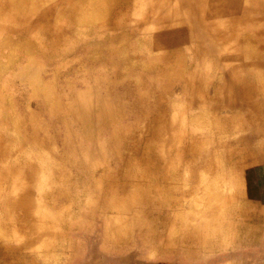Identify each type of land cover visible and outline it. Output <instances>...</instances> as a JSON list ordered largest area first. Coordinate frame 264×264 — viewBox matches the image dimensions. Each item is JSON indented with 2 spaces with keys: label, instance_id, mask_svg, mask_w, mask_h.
<instances>
[{
  "label": "rangeland",
  "instance_id": "obj_1",
  "mask_svg": "<svg viewBox=\"0 0 264 264\" xmlns=\"http://www.w3.org/2000/svg\"><path fill=\"white\" fill-rule=\"evenodd\" d=\"M1 160L24 264H264V0H0Z\"/></svg>",
  "mask_w": 264,
  "mask_h": 264
},
{
  "label": "bare ground",
  "instance_id": "obj_2",
  "mask_svg": "<svg viewBox=\"0 0 264 264\" xmlns=\"http://www.w3.org/2000/svg\"><path fill=\"white\" fill-rule=\"evenodd\" d=\"M7 169L8 168L5 166L4 162L1 160L0 161V184H2L3 174L8 172L9 170ZM25 176L29 177L31 176V174L30 173L23 174L22 171H20V174H19V171H18V174L16 177H18L17 179H20L22 181V178L26 179ZM38 185H39V182L35 183V187H37ZM20 204H23L25 207L27 206L26 208L24 207L22 211L20 209L21 212L17 211V208ZM40 206L41 205L39 204L33 205L32 200L26 197V194H24V197H23V194L21 196L20 195L11 196L8 193H4L2 191V188H0V211L2 213V216L0 217V221H2L1 224L5 226V228H7L6 227L7 221H9L10 223V220L17 221L23 225L31 223L34 225V227H37L39 229H42L44 225L46 226L48 223H51L52 221L54 222L56 218H53L52 212H44L43 210L40 211ZM31 207H34L33 210H31ZM37 210H39L40 212L39 216L35 218L34 220H32V214L34 215L35 213H37ZM214 212H216V210H213L207 213L210 215L205 214L201 218L202 224H200L201 223L200 221L198 222V226L195 229L196 232L199 233L208 223V220L212 217H215ZM110 224H111V229H113L114 223L111 221ZM32 231L35 232L36 228H33ZM28 232L31 233V230H26V231L20 230V227H17V228L13 227V229H11L12 236L16 242L10 245H8L7 242L4 240L0 242V264H24L21 260L20 254H22L27 249H32V248H37V247L40 248V246H47L49 244L50 242L48 241L49 233H46V230L45 232H43V234H41L42 236H44L43 237L44 240L41 241L39 244L35 242H28V243L22 242L23 235H27ZM29 264H35V263L32 261L31 263L29 262Z\"/></svg>",
  "mask_w": 264,
  "mask_h": 264
},
{
  "label": "crops",
  "instance_id": "obj_3",
  "mask_svg": "<svg viewBox=\"0 0 264 264\" xmlns=\"http://www.w3.org/2000/svg\"><path fill=\"white\" fill-rule=\"evenodd\" d=\"M246 183L251 184L254 181L251 180H258V184H262L264 181V161L259 162L258 164L248 167L246 175H245ZM264 183V182H263ZM115 228H113L114 230Z\"/></svg>",
  "mask_w": 264,
  "mask_h": 264
}]
</instances>
